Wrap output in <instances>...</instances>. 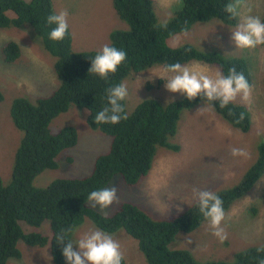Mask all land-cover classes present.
Returning a JSON list of instances; mask_svg holds the SVG:
<instances>
[{
  "label": "trees",
  "instance_id": "trees-1",
  "mask_svg": "<svg viewBox=\"0 0 264 264\" xmlns=\"http://www.w3.org/2000/svg\"><path fill=\"white\" fill-rule=\"evenodd\" d=\"M229 2L231 0H181L173 11L174 17L171 16L173 18L168 22L167 19L161 20L166 22L161 24L154 0H113L116 14L128 24L129 30L111 32L109 46L125 51L127 58L114 75L104 80L89 73L92 58L98 51L76 52L70 28L62 41L49 38L55 27L47 22V17L55 12L53 0H0V28L30 25L43 39L45 50L56 59L54 71L60 80L58 89L51 96L40 98L35 103L20 97L14 100L11 108V119L16 128L22 131L23 139L16 154L12 181L5 185L0 177V264H7L11 258H22L19 244L31 248L49 246L53 263L67 264L62 245L56 241V237L61 229H76L87 218L108 234L120 230L128 233L137 241L148 264H257L258 256L264 255L258 254L257 249L264 244L239 252L234 263H201L195 260L190 251L171 250L170 245L179 233H192L207 222L197 204L185 213L164 221L153 220L132 203H122L112 216H104L86 203L90 192L106 188L116 176L121 177L127 186L138 184L151 172L160 149L181 150L172 139L179 132L182 112L205 102L200 97L189 101L185 96L170 104L145 99L129 115L125 100L122 103L127 120L115 125H97L94 116L106 106L108 88L124 83L127 77L134 78L154 66L166 69L177 62L182 65L191 62L217 65L224 75L235 67L252 85L250 68L242 58H227L218 52L202 51L190 44L176 48L169 44L171 39L191 31L197 24L219 20L235 26L237 18L225 11ZM10 12L14 17L9 15ZM20 56L18 43L10 41L3 47L6 63H15ZM3 101L4 95L0 91V103ZM128 102L131 104L129 99ZM73 105L89 109L91 113L87 123L94 128L100 126L112 135L111 149L97 158L91 175L81 179L60 178L46 188H38L33 183L35 178L45 170L57 169L58 156L78 144L79 133L74 125L55 132L58 127L56 120ZM212 107L234 128L244 133L250 130L251 114L247 107L233 102L221 109L218 101L213 102ZM263 177L264 143L259 148L257 162L245 173L240 183L216 193L223 200L224 211L229 212L243 200ZM46 222H49V234L38 231ZM122 264H126L125 258Z\"/></svg>",
  "mask_w": 264,
  "mask_h": 264
},
{
  "label": "rangeland",
  "instance_id": "rangeland-1",
  "mask_svg": "<svg viewBox=\"0 0 264 264\" xmlns=\"http://www.w3.org/2000/svg\"><path fill=\"white\" fill-rule=\"evenodd\" d=\"M154 1L161 24L169 21L181 2ZM246 5L239 10L240 22L241 16L248 14L258 15L263 20L264 0H246ZM53 6L56 13L62 10L68 12V24L76 52L99 51L105 44L110 45L111 32L129 30L128 24L116 14L113 0H53ZM248 7L252 9L251 13H248ZM9 15L14 17L12 12ZM166 19V22L161 21ZM228 28L219 20L197 24L191 31L171 39L169 44L173 48L190 44L202 51H215L224 57L244 58L248 62L252 72L251 100L245 103L238 97L234 103L249 109L250 130L244 133L234 128L205 102L184 110L178 124L179 132L172 139L181 150L160 149L149 175L133 187L127 186L121 177L116 176L106 188L115 186L119 199L105 210L107 216H112L122 203L127 202L140 207L153 220H171L197 204L192 195L193 188L215 193L231 189L240 183L245 173L257 162L259 148L264 143V45L254 49H237ZM10 41L18 43L21 49L20 59L11 64L6 63L3 57V47ZM44 46L43 39L28 24L20 28H0V91L4 95V101L0 103V177L5 185L12 181L16 153L23 139L22 131L16 128L11 119L14 100L24 97L35 103L40 98L51 96L60 85L54 71L56 59ZM194 64L205 68L211 76L221 72L217 65L200 62L186 65ZM170 75L164 67L154 66L135 78L127 77L124 83L128 82L126 85L131 103L126 98L127 113L131 115L145 99H157L165 104L182 99L184 96L165 88V80ZM204 107L203 111L198 112ZM89 114V110L73 105L56 120V133L67 126L74 125L77 128L78 144L58 156L57 169L45 170L35 178L33 183L36 187L46 188L60 178L87 177L92 174L97 158L110 151L112 135L100 126H90L87 123ZM232 148H244L250 157H233ZM88 205L105 216L98 206ZM178 206L183 208L182 212L177 210ZM222 227L228 237L223 243L212 234L208 222H205L192 233H179L170 249L190 251L195 260L201 263H234L239 252L263 245L264 177L243 200L225 212ZM48 229L49 222H46L38 231L48 233ZM95 229L99 228L87 218L76 228L72 239L76 240ZM110 235L120 243L126 264H148L137 241L128 233L120 230ZM189 240L191 243H188ZM19 248L22 258H11L7 264H54L49 246L31 248L19 244Z\"/></svg>",
  "mask_w": 264,
  "mask_h": 264
},
{
  "label": "clouds",
  "instance_id": "clouds-1",
  "mask_svg": "<svg viewBox=\"0 0 264 264\" xmlns=\"http://www.w3.org/2000/svg\"><path fill=\"white\" fill-rule=\"evenodd\" d=\"M244 7H247L246 0H231L226 4L225 11L233 18H237L235 26L226 25L229 26L228 29L231 31L229 35L237 49H254L257 46L264 45V21L258 15L248 14L241 16L240 22L238 20V16L241 15L239 10ZM247 11L251 13L252 9L248 7ZM47 22L50 25H55L49 38L53 41H62L69 30L68 12L66 10L58 13L53 12L47 17ZM245 57L249 60L247 55ZM126 58L127 53L125 51L105 44L92 58L89 73L108 80L110 75L117 72ZM165 71L172 74L165 80V88L171 93H179L185 96L189 101H194L197 97H200L205 101L206 106L209 104L213 106V102L218 101L219 108L223 109L230 103L235 102L238 97L245 103L251 100V86L243 72H237L235 67L230 68L227 75L216 72L214 76H211L207 74L205 68L198 64L189 66L177 62L168 65ZM250 73L252 75L251 68ZM126 84L122 82L106 90L107 104L95 114V124L115 125L120 123L121 120L128 119L122 103L128 97ZM205 108L200 109L198 112L203 111ZM89 113H91L90 110ZM231 155L245 159L250 157V154L244 148H232ZM117 192L118 189L115 186L94 190L88 194L86 203H90L93 207L98 206L107 216L105 210L114 202H118ZM192 195L196 200L199 212L208 222L212 234L223 243L228 238L227 232L222 227L225 220L223 200L215 192L198 188H193ZM177 210L182 212L183 208L178 206ZM75 231L74 227L61 229L56 237V241L62 245V254L66 258L67 264H122L125 258L124 253L121 250L120 243L112 235L95 229L73 240L72 234ZM188 243H191V241L189 240ZM257 252L258 254L264 253V246L258 248ZM257 264H264V255L258 256Z\"/></svg>",
  "mask_w": 264,
  "mask_h": 264
}]
</instances>
